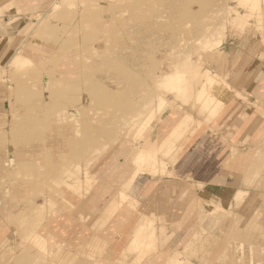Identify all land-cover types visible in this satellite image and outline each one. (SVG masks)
Masks as SVG:
<instances>
[{
    "label": "rangeland",
    "instance_id": "1",
    "mask_svg": "<svg viewBox=\"0 0 264 264\" xmlns=\"http://www.w3.org/2000/svg\"><path fill=\"white\" fill-rule=\"evenodd\" d=\"M68 1L56 0L44 8L41 22L47 17L48 22L34 38L42 47L38 45L40 51L29 56L46 66L42 73L15 70L9 66L11 60L2 71L10 87L0 110V204L8 211L9 204L21 210L9 222L26 242L25 256L17 253L13 264H53L58 256L63 264H107L101 258L85 263L90 253L95 256L105 250L98 235L71 252L65 243L71 239L70 229L61 232L65 242L37 233L47 229V220L55 213H62L57 220L64 213H75L93 190L102 191L105 182L110 196L101 203L93 224L116 228L117 209L131 207L137 220L133 224L140 223L129 247L137 248L136 262H140L148 252L161 248L168 236L166 226L160 228L167 220L162 212L166 207L145 218L139 210H150L149 198L141 197L139 202L125 190L134 187L135 179L150 177V186L154 184L166 200L176 188L169 181L160 184L165 178L189 170L197 174V159H204L215 138L214 129L204 123L213 121L232 96L246 99L236 90L233 95L232 86L219 74L223 53L230 43L254 32L256 42L264 46V0ZM40 19L30 21L24 31L40 29ZM226 92L231 94L228 98ZM213 147L216 155L223 151ZM259 161L251 164L255 179L264 171V162ZM200 164L208 171L211 162ZM256 181L251 184L260 188L261 181ZM249 189L237 190V204ZM222 213L228 212L213 204L208 214ZM237 219L212 222L205 216L190 229L188 241L181 238L178 243L176 236L175 248L182 251L177 255L189 264L191 260L255 264L253 255L256 259L260 253L256 243L231 241L246 240L247 231L260 232L242 227L244 221L240 224Z\"/></svg>",
    "mask_w": 264,
    "mask_h": 264
},
{
    "label": "crops",
    "instance_id": "2",
    "mask_svg": "<svg viewBox=\"0 0 264 264\" xmlns=\"http://www.w3.org/2000/svg\"><path fill=\"white\" fill-rule=\"evenodd\" d=\"M54 1L56 0H36L32 2L0 0V110L5 104L10 87L9 82L6 81L7 78L2 74L3 68L7 66L11 57L20 48L25 49L28 56L37 50L40 51L42 45L34 39L35 32L31 30V33L30 30V32L24 30L27 29L26 26L30 21L37 22L44 15V8ZM249 36L243 35L238 38L234 45L230 43V46L226 47L219 67V74L224 76L225 80L232 86L233 95L236 90L246 99L232 96L229 104L221 110L213 121L204 123V125L214 129L216 134L214 133V141L212 143L210 141L211 144L207 148L208 153L205 152L204 159H197V174L193 172L195 170H189L182 173L181 176L175 175L165 178L160 184L169 181L175 184L176 188L172 197L165 192L164 197L168 195L166 200H163V196L158 193L159 191L157 192L154 184L150 186L152 182L150 177H145L143 180L141 176L137 181L135 179L134 187L125 190L139 202L141 197L149 198L150 210L147 213H145V210L144 212L139 210L141 216L143 215L145 218L146 216H157V211L160 210L157 208L166 207L162 212H165L167 220L160 225V228L165 225L168 236H166L165 241L162 239L164 243L161 248L151 250L141 258L140 262H136L139 258L137 252H135L137 248L131 247V249L129 244L133 238V230L140 222L136 226L133 224L137 220H135V216H132L131 207L124 209L126 204L122 206L124 208L119 207L116 211L119 220L116 228L115 224L111 227L112 229H110L111 224L104 227H99V223L93 224L92 219L98 214L101 203L109 199L108 182H105L106 186L103 187L102 191L94 192L93 190L92 194L87 200L85 199L82 206L78 207L75 213H64V217L62 216L60 220H57L60 218L58 214L62 213H55L54 219L50 217L47 220L45 225L47 229L38 230L37 233L47 239L53 236L65 242L66 239L62 237L61 232L63 229H70L71 239L65 243L70 245L69 251L71 252L98 235L103 239V244H106L105 250L95 256L93 253H88L89 255L84 257L85 263H88L89 260L96 261L95 259L101 258L107 264H119L118 259H122L123 264H189L184 257L181 258L177 255L182 251L178 246L175 248L176 236L177 239L180 237L178 241L176 240L178 243H180L181 238H186L188 241V238L191 237L190 229L198 226V223L202 219L204 220L205 216L212 219V222L222 221L224 217H240L237 221L239 220L240 224L244 221L242 227L249 228L252 226L260 233L256 234L255 232V234H252L247 231L248 236L244 235V237H247L246 240L231 242L242 245L256 243L257 245L254 244V246L260 249L261 254L259 253V256L261 258L259 259L257 254L256 259H254L253 255V262L264 264V171L260 174L262 176H258L256 179L250 175L251 164L259 161L258 155H261L260 161L264 162V158H262V156L264 157V46L256 42L257 35L255 32L254 36ZM38 45H41L40 48H38ZM231 46H234V48H231ZM2 112L0 111V114ZM213 146H216L217 150L223 147V151L220 152L219 150L216 155V152L212 153L211 151V147L214 148ZM181 158L183 159V157ZM208 162H211L208 171H203L204 166L200 163L205 165ZM225 165H235L234 170L226 169L223 171L222 168H225ZM158 180L160 179H156V182ZM254 180H257V184L259 180L261 181L260 188H255L251 184ZM246 188L250 189L245 193L241 203L237 204L235 197L237 190H246ZM121 190L124 191V189L118 190L116 198L118 200H121ZM185 190L187 192L184 193ZM182 193L185 196L180 197ZM180 202L184 204L180 205ZM213 204L224 207L228 213L214 214L213 216L208 214L212 210ZM8 207L9 211L4 204H0V244H5L4 248L0 249V251L3 250L0 253V262L6 260V264H13L18 255L17 253L25 256L26 242L20 240V234L18 236L14 232V227L12 228L14 223L9 222L21 210L13 209L12 204H9ZM24 211L23 209L22 212ZM192 212L195 215L189 216ZM171 226H176L177 230L170 231ZM183 242L184 240L181 243ZM58 244H55V251L59 247ZM126 248H129V250L125 252L123 258L122 253ZM18 249L19 251H17ZM216 252L218 251L216 250ZM215 255L216 253H214L213 259H216L214 258ZM58 257L53 259V264L64 263L59 262ZM248 257H252V255L249 254ZM190 264H201V262L195 261L194 263L191 260ZM214 264H223V262L217 260Z\"/></svg>",
    "mask_w": 264,
    "mask_h": 264
},
{
    "label": "bare ground",
    "instance_id": "3",
    "mask_svg": "<svg viewBox=\"0 0 264 264\" xmlns=\"http://www.w3.org/2000/svg\"><path fill=\"white\" fill-rule=\"evenodd\" d=\"M23 2H31V0H22ZM62 2L64 3V4H66V3H69L70 1H68V0H62ZM48 18V17H47ZM47 18L46 19H44L45 21L44 22H41L42 21V18L40 19V22H41V24H40V29H39V27H35L32 31H34L35 32V34H37V33H42V27L48 22L47 21ZM59 20V19H58ZM39 21V20H38ZM57 21V20H56ZM75 21H76V19H75ZM60 22V21H59ZM55 23V22H54ZM55 24H58V23H55ZM55 24H53V25H55ZM62 24V23H61ZM59 26H60V24H58ZM64 25H67V24H64ZM57 26V25H56ZM55 26V27H56ZM72 27H74V26H72ZM59 28V27H58ZM62 28V27H61ZM63 29V28H62ZM68 29V28H67ZM56 31V30H55ZM61 34V33H60ZM63 35V34H62ZM66 35V34H65ZM52 37V36H51ZM60 37H61V35H60ZM64 37V36H63ZM49 38V37H48ZM65 38V37H64ZM47 41V40H46ZM60 41V40H59ZM49 42V41H48ZM62 42V41H61ZM54 43V42H53ZM59 44V43H58ZM22 45V44H21ZM10 47V46H9ZM17 48V47H16ZM64 49H65V47H64ZM66 50V49H65ZM64 51V50H63ZM11 62L9 63V66L10 67H13L15 70H17V68H19L18 70L19 71H21V72H24V73H26V74H29V75H31V74H40V73H42V70H44L45 69V67L46 66H44V64H36L35 62H33L32 60H31V58L27 55V53H26V50L25 49H21L20 48V50H18L12 57H11ZM59 61V60H58ZM19 66V67H18ZM33 67H37L35 70H31ZM31 68V69H30ZM28 69H30V70H28ZM21 85H23V84H21ZM42 92V91H41ZM29 93V92H28ZM37 94V93H36ZM44 94V93H43ZM226 94H227V92H226ZM225 94V95H226ZM28 94H26V96H27ZM30 96H31V94H29ZM231 95V94H230ZM229 95V96H230ZM30 96L29 97H27V98H30ZM36 96V95H35ZM227 96V98L229 97L228 96V94L226 95ZM32 97V96H31ZM37 97V96H36ZM24 99V98H23ZM25 101L26 100H24V102H21V103H25ZM29 101V100H28ZM32 101V100H31ZM27 102V101H26ZM30 102V101H29ZM28 104V103H27ZM17 105V104H16ZM19 105V104H18ZM19 107V106H18ZM24 109V108H23ZM27 110H29V109H27ZM2 140H4V139H2ZM14 141V140H13ZM13 141H11V142H13ZM25 143V142H24ZM8 145H9V143H8ZM102 185V184H101ZM101 185H99L100 187H101ZM98 186V187H99ZM102 188H103V186H102ZM99 190L98 191H100L101 189L100 188H98Z\"/></svg>",
    "mask_w": 264,
    "mask_h": 264
}]
</instances>
